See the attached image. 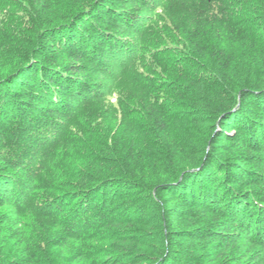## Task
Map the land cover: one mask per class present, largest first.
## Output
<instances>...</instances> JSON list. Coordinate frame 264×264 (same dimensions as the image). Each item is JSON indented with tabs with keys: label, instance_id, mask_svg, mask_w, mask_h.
Wrapping results in <instances>:
<instances>
[{
	"label": "trees",
	"instance_id": "obj_1",
	"mask_svg": "<svg viewBox=\"0 0 264 264\" xmlns=\"http://www.w3.org/2000/svg\"><path fill=\"white\" fill-rule=\"evenodd\" d=\"M0 264H264V0H0Z\"/></svg>",
	"mask_w": 264,
	"mask_h": 264
},
{
	"label": "rangeland",
	"instance_id": "obj_2",
	"mask_svg": "<svg viewBox=\"0 0 264 264\" xmlns=\"http://www.w3.org/2000/svg\"><path fill=\"white\" fill-rule=\"evenodd\" d=\"M174 205H170V207L169 208H171V207H173ZM166 214L167 213H165V218L164 219H166V221H165V223H166V225H168V226H176L175 228H178L179 227V225H183V223L185 222V219L182 217V216H175V217H168V216H166ZM174 239L176 240V242L177 243H179L178 245H183L184 246V248H189L190 249V244H191V241L189 240V239H187L186 237H183V236H178V237H174ZM121 244H123V243H121ZM120 244V245H121ZM126 246H128V244L127 243H124ZM193 244V243H192ZM191 244V245H192ZM192 246H196L195 244H193ZM147 251V252H146ZM137 252H145V253H147V254H149L148 252H149V246L147 247V248H141V249H139V251H137Z\"/></svg>",
	"mask_w": 264,
	"mask_h": 264
}]
</instances>
